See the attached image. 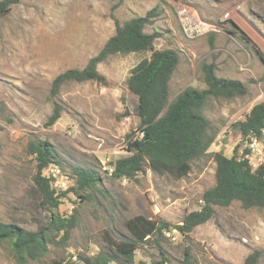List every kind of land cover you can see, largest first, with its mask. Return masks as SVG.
I'll return each mask as SVG.
<instances>
[{
    "label": "rangeland",
    "instance_id": "obj_1",
    "mask_svg": "<svg viewBox=\"0 0 264 264\" xmlns=\"http://www.w3.org/2000/svg\"><path fill=\"white\" fill-rule=\"evenodd\" d=\"M184 7L192 23L212 22L218 29L188 36L179 13ZM150 10L155 15L146 32H161L156 47H172L180 56L169 101L187 86H207L204 63H213L218 76L247 85V94L210 98L204 107L210 132L216 140L223 139L220 151L231 156L240 144L241 133L233 123L264 101V0H21L0 18V220L29 230L49 226L52 214L42 206L34 185L32 140L47 141L58 153L56 178L61 186L53 176L58 189L68 188L74 167L94 170L101 181L89 189L87 198L69 192L62 199L59 214L68 217L77 209L76 224L67 238L57 235V243L50 244L44 257L20 263L4 244L0 264H54L109 252L107 232L116 240L132 239L125 222L133 216L178 224L204 206L203 193L216 183L212 147L180 179L149 165L131 180L111 176L110 163L130 153L127 134L134 138L139 130L138 97L126 80L149 52L115 54L99 63L108 84L71 80L52 94L54 78L66 69L84 67L116 32V19L122 24ZM231 21L252 42L239 31L230 32ZM56 104L62 106V115L46 126ZM215 208L214 216L188 235L173 228L145 241L136 252V264H151L164 255L178 263L186 249L196 264H244L254 251L260 252L257 264H264V208L246 209L240 201ZM109 264L124 263L115 259Z\"/></svg>",
    "mask_w": 264,
    "mask_h": 264
},
{
    "label": "trees",
    "instance_id": "obj_2",
    "mask_svg": "<svg viewBox=\"0 0 264 264\" xmlns=\"http://www.w3.org/2000/svg\"><path fill=\"white\" fill-rule=\"evenodd\" d=\"M21 0H0V18L7 15L12 6ZM154 10L143 16H134L120 23L116 19V32L110 36L100 51L92 56L87 64L66 69L59 73L52 82V94L59 93L61 86L71 80H96L108 84L105 75L98 69L99 63L111 55L133 52H149L133 68L127 77L128 89L138 97V129L144 131L142 138H133L128 133L129 154L111 162V176L120 179H134L145 171L149 165L153 171L183 178L192 169V163L205 156L216 139L210 132V120L204 113V107L210 98L231 99L247 94V85L239 79L221 77L216 74L213 63H204L203 70L207 86L203 89L187 86L172 101L170 98V80L180 62V56L172 47H156V39L161 32H146V25L152 23ZM232 33L241 32L247 41L252 39L234 22ZM255 46V45H254ZM253 46V47H254ZM255 50L263 58L260 50ZM62 115V106L56 104L52 114L45 122L46 126L55 124ZM264 126V101L256 103L245 118L233 123L241 134L261 132ZM29 151L36 161L34 185L42 206L52 216L49 226H40L38 230H29L17 222L0 220V245L8 244L20 263L44 257L50 250V244L57 243L61 234L65 239L76 224L77 209L68 216L58 212L62 199L69 192L81 198H87L90 188L101 181V176L94 170L74 167L66 189L53 186L54 177L46 171L61 160L54 147L47 141L32 140ZM216 162V183L203 193L204 206L184 216L182 223L172 224L166 220H157L142 214L129 218L125 224L131 232L132 239L116 240L107 232L108 251L94 255H79L74 259L54 260V264H109L118 259L124 264H136V252L145 241L157 239L165 232L177 229L188 235L196 226L207 222L215 212V206H228L240 201L242 206L264 208V164L254 171L247 160L238 158V146L228 156L223 152H213ZM164 254V252H161ZM260 252L250 253L244 264H257ZM138 264H146L140 261ZM151 264H196L191 252L178 263H172L168 256L153 260Z\"/></svg>",
    "mask_w": 264,
    "mask_h": 264
},
{
    "label": "built area",
    "instance_id": "obj_3",
    "mask_svg": "<svg viewBox=\"0 0 264 264\" xmlns=\"http://www.w3.org/2000/svg\"><path fill=\"white\" fill-rule=\"evenodd\" d=\"M179 13L182 15L184 32L188 36L193 37L195 35L209 33L218 29V26L212 22L203 21L192 23L189 17V11L186 7L182 8ZM143 136L144 131L138 130L134 138H142ZM223 144L224 142L222 138L215 139L211 145L212 148L214 146V150H211V148L210 151L219 152ZM238 158L247 160L253 171L264 164V126L261 132L252 131L246 134H241L240 144L238 145ZM49 171L48 174L51 173V175L56 178L59 167L54 165ZM55 182H57V185L61 186L60 181L57 180V178Z\"/></svg>",
    "mask_w": 264,
    "mask_h": 264
}]
</instances>
